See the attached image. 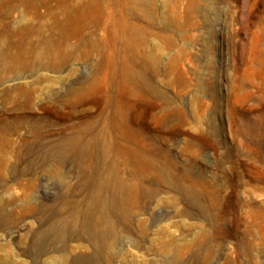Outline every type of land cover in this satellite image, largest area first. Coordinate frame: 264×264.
Returning a JSON list of instances; mask_svg holds the SVG:
<instances>
[{"label":"rangeland","instance_id":"1","mask_svg":"<svg viewBox=\"0 0 264 264\" xmlns=\"http://www.w3.org/2000/svg\"><path fill=\"white\" fill-rule=\"evenodd\" d=\"M113 39L155 167L136 196L112 150L78 170ZM0 161V264H264V0H0Z\"/></svg>","mask_w":264,"mask_h":264},{"label":"bare ground","instance_id":"2","mask_svg":"<svg viewBox=\"0 0 264 264\" xmlns=\"http://www.w3.org/2000/svg\"><path fill=\"white\" fill-rule=\"evenodd\" d=\"M112 37L114 38V31H112ZM114 41L115 40L113 39V44L109 45L108 52H106L104 56L105 61L100 67L98 75L92 82V84H98L102 88L103 106H109L111 108V112L107 114L103 123L104 126L109 128L107 132L108 139L106 140L107 142H103V144L100 146H97V144L95 145L99 150L97 155L91 152L84 154L82 157L84 164L78 165V170L84 175H89L92 177L95 176L99 170L97 167L98 164L105 162L108 159L110 150H112L114 153L113 159L111 158L109 161H107V168H105L103 172H109L118 177V181H115L113 188L120 189L122 184L129 183L131 185L133 195L136 196L140 191L141 174L143 172L152 171L155 167L153 165V159L146 156V151L150 150L146 146V139L148 137L146 130L143 127L135 129L130 126L128 120V109L120 102V100H118V97L120 96V86H122V88L127 87V91L125 92L126 96L130 97L135 94V88L133 84L134 81L137 80V74L131 69L133 58L127 54L118 53V51L115 49ZM126 47V42H123V52ZM118 58H121L119 69L120 71H123V74L125 73L124 75H117L119 69L115 61ZM79 112L80 110L72 107V109L69 110L64 117H69L74 114H78ZM61 150V145L55 146L53 150L49 149L45 155V159L52 158L53 153L56 151L61 152ZM66 160L67 157H65V155H59V159L57 161L58 163H61L65 162ZM119 165L123 166L129 177L118 176ZM107 183L108 181L103 178L97 179L94 183L97 193L102 192L106 188ZM108 192H110V190ZM113 196L114 192L112 191L108 197L112 199ZM97 208H101V210L104 209L103 206H98ZM51 230H53V228H51Z\"/></svg>","mask_w":264,"mask_h":264}]
</instances>
